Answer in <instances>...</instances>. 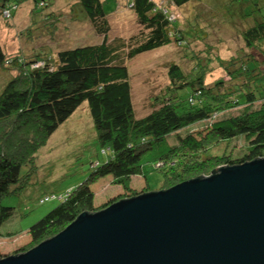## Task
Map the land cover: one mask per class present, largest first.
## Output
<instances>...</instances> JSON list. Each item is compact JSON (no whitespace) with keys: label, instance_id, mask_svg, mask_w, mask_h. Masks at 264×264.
I'll use <instances>...</instances> for the list:
<instances>
[{"label":"trees","instance_id":"trees-1","mask_svg":"<svg viewBox=\"0 0 264 264\" xmlns=\"http://www.w3.org/2000/svg\"><path fill=\"white\" fill-rule=\"evenodd\" d=\"M27 1L0 0V17L6 19V13L12 17ZM33 1L37 5L35 14L49 11L43 20L45 24L58 20L59 0ZM111 1L77 0L70 6L69 20H89L103 36L102 42L64 47L55 54L48 49L29 61L22 57L12 65L18 74L0 90V237L4 236L1 229L14 214L12 208L1 205L2 197L20 183L24 167L35 168L30 164L35 162L32 157L36 158L39 147L85 103L97 142L106 155L104 160L92 164L84 182L60 197V204L29 228L31 244L19 252L55 236L83 212L93 213L122 199L123 196L95 209L91 186L99 179L112 176L115 184L124 187L128 196L123 198L138 194L133 192L131 181L136 176L146 177L143 156L148 152H153V161L161 165L169 187L210 175L221 166L264 159V62H259L253 53L241 51L239 56L221 61L226 77L212 84L205 82L210 74L209 64L206 62L205 66L193 47L198 44L195 35L201 31L194 29V20H204L209 25L205 11L199 8L207 0H172L178 8L192 6V1L198 4L186 30L169 10L153 0H130L144 27L142 37L132 38L130 43L108 42L106 17L113 7L108 5ZM233 7H238V14L247 20L242 32L246 48L260 50L264 44V0H259L247 14V6ZM226 8L229 6H219L214 12L224 15ZM171 45L185 50L183 57L193 66L187 69L183 62H171L166 88L152 97L151 111L138 118L132 72L126 59L133 60ZM10 62L0 43V68L11 65ZM239 106L245 108L235 116L214 122L205 132L185 136L181 133ZM173 135L175 144L169 142ZM235 138L245 141L242 159L212 154L213 147ZM46 199L51 198L41 201Z\"/></svg>","mask_w":264,"mask_h":264},{"label":"rangeland","instance_id":"rangeland-1","mask_svg":"<svg viewBox=\"0 0 264 264\" xmlns=\"http://www.w3.org/2000/svg\"><path fill=\"white\" fill-rule=\"evenodd\" d=\"M153 1L157 6L169 10L185 30L189 28V20L194 19L193 14L198 5L192 1V6L186 4V7L178 8L172 0ZM258 1L207 0L199 6L205 11L209 25L204 20H194V29L201 31L195 35L198 41L196 44H198L193 48H195L194 52L199 54V58L204 60L205 66H207L206 62L209 64L207 70L210 74L205 79L207 84L226 77L227 74L221 61L237 57L241 51V53H253L259 62H264V44L260 50L246 48L242 32L246 27L247 20L242 19L238 14V7L231 8V6H247L245 10L247 14L255 8ZM76 2L77 0H59L58 7L60 8L58 9L61 12L57 13L58 20H48L47 24L43 20L47 19L49 11L35 14L34 10L37 5L33 0L22 3L12 17L7 16L6 19L0 17V43L7 61H11V65L0 68V90L13 75L18 74L12 65L13 62L18 64L22 57L29 61L47 53L48 49L52 54H55L56 50L64 47L102 42L103 36L96 31V27L89 20L79 23L70 21L72 20L70 6ZM108 5L113 6L111 12L107 9L109 12L106 17L108 42L130 43L132 38L142 37L144 27L140 24L130 0H112ZM219 6H229L226 8L228 11L224 15L215 13V8ZM184 53L185 50L179 51L177 47L171 45L164 50L133 60L126 59V65L131 68L132 72L131 86L135 114L138 118L145 117L151 111L152 97L166 88L168 83L167 68L171 62H183L187 69L193 66L192 62L183 57ZM244 108V106H239L217 114L206 121L182 130L181 133L185 136L188 133L197 135L205 132L214 122L221 118L235 116ZM169 142L175 144L176 136H171ZM244 145L243 138H235L229 143L222 142L213 147L211 151L214 156L230 154L235 160H238L242 159L246 153ZM35 155L36 158L32 157L35 162L30 164L35 168L29 165L24 167L20 183L13 186L11 193L1 199V205L12 208L14 213L1 229L4 234L0 237L1 256L13 255L23 248L29 247L31 244L29 228L56 208L61 202L60 197L86 180L93 163L106 158L97 142L96 130L88 104L85 103L72 115L51 138L39 147ZM143 163L145 164L146 177H133L131 181L133 192H156L170 188L166 174L160 169L161 165H157L153 161V152H148L143 156ZM169 172L172 171L169 170ZM91 189L95 194V209H100L119 197L128 196L122 185L115 184L112 176L94 182ZM47 197L51 199L41 201ZM12 233L18 234L12 235Z\"/></svg>","mask_w":264,"mask_h":264},{"label":"water","instance_id":"water-1","mask_svg":"<svg viewBox=\"0 0 264 264\" xmlns=\"http://www.w3.org/2000/svg\"><path fill=\"white\" fill-rule=\"evenodd\" d=\"M0 264H264V159L83 212Z\"/></svg>","mask_w":264,"mask_h":264},{"label":"clouds","instance_id":"clouds-1","mask_svg":"<svg viewBox=\"0 0 264 264\" xmlns=\"http://www.w3.org/2000/svg\"><path fill=\"white\" fill-rule=\"evenodd\" d=\"M7 14H8V13H6V15H5L6 17L9 16V15H7ZM207 176H208V175H207ZM204 177H206V176H204ZM178 184H179V183H178ZM176 185H177V184H176ZM168 189H169V188H168ZM163 190H165V189H163ZM143 193H147V192L145 191V192H143ZM138 194H140V193H138ZM138 194H136V195H138ZM134 196H135V195H134ZM131 197H132V196H131ZM127 198H128V197H127ZM122 199H124V198H122ZM118 201H119V200H118ZM111 204H112V203H111ZM108 205H110V204H108ZM108 205H107V206H108ZM107 206H106V207H107ZM25 252H26V251H25ZM18 253H22V252H19V251H18L17 253H14V254H18ZM14 254H13V255H14Z\"/></svg>","mask_w":264,"mask_h":264}]
</instances>
